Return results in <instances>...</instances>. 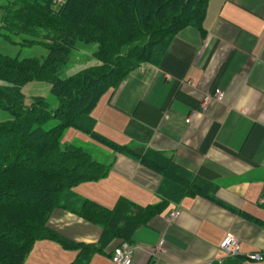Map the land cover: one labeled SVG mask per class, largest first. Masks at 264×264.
<instances>
[{"label": "crops", "instance_id": "1", "mask_svg": "<svg viewBox=\"0 0 264 264\" xmlns=\"http://www.w3.org/2000/svg\"><path fill=\"white\" fill-rule=\"evenodd\" d=\"M216 89L224 91L223 102L212 100L204 110L205 96ZM100 102L94 117L97 128L110 129L101 130L104 136L141 153L149 148L168 153L180 168L214 183L227 205L205 196L177 198L170 187L159 193L162 175L107 146L106 156H94L111 163L109 174L77 185H94L88 194L80 191L87 199L112 208L121 197L141 206L169 197L132 234V264H264V0H209L201 25L182 28L160 64H142ZM177 208L180 216L168 222ZM50 226L85 244H98L103 233L101 226L63 209L53 212ZM229 231L240 240L235 257H226L220 247ZM122 240H104V250L89 264H112ZM38 242L40 254L45 247L57 252L39 255V264H69L79 253L54 240L34 245ZM255 253L262 257L252 258Z\"/></svg>", "mask_w": 264, "mask_h": 264}, {"label": "trees", "instance_id": "2", "mask_svg": "<svg viewBox=\"0 0 264 264\" xmlns=\"http://www.w3.org/2000/svg\"><path fill=\"white\" fill-rule=\"evenodd\" d=\"M53 1L24 0L19 8H6L2 17V29L32 36L21 43H41L48 53L44 61L0 54V79L6 80L0 85V108L15 116L0 123V264H25L35 242L43 239L79 250L69 264H89L95 252L104 250V240L130 241L168 202L169 197L164 196L159 205L141 206L121 197L109 208L77 195L75 186L105 178L111 163L98 160L82 144L62 145L63 131L69 127L162 175L159 193L170 187L177 198L205 196L227 206L216 196L214 183L180 168L164 151L149 148L141 153L114 142L96 131L97 120L91 115L101 97L116 89L133 70L145 63L160 64L182 28L200 26L209 0ZM79 42L97 44L94 56L99 63L63 78L60 72ZM33 80L51 84L56 105L44 96L26 104L21 86ZM56 209L101 226L98 244L61 236L50 226Z\"/></svg>", "mask_w": 264, "mask_h": 264}, {"label": "rangeland", "instance_id": "3", "mask_svg": "<svg viewBox=\"0 0 264 264\" xmlns=\"http://www.w3.org/2000/svg\"><path fill=\"white\" fill-rule=\"evenodd\" d=\"M23 4H24V0H0V54L8 56L10 58H19L20 60L33 57L40 59V61H44L45 57L47 56L48 50L45 48L43 44L41 43L23 44L21 42H23L24 39H33V37L23 33L21 34L9 33L8 31L1 28L2 17L5 13L6 8L7 9L11 7L19 8ZM42 33H45L44 30ZM6 35L7 36L10 35L11 39L9 38V36L7 38ZM97 50H98L97 44H85L79 42L77 45V49L73 51V54L70 57L68 63L63 67L62 71L60 72V76L66 78L85 67L99 63L98 59L94 56ZM5 83L6 80L0 79V85H4ZM21 90L24 93L26 104H30L33 98L36 96H44L49 98L50 103L53 105H56L58 102L57 99L52 96L51 84L47 81L33 80L21 86ZM100 101L97 103V105L93 108L91 112V115L93 117L98 115L99 111L101 110L102 104ZM110 112L106 111L105 114V118L109 122H111V119L113 118ZM14 118L15 116L12 113V111L4 108H0V123L12 121L14 120ZM186 121L188 123H191L188 120ZM101 130H110V129H108V127L104 124L98 126L97 128V124H96V131L103 134ZM72 142L86 146L88 149L92 150V153L97 157L99 156L104 157L109 151L107 146L100 143L95 138H92L87 133L79 131L76 128L69 127L63 131L61 137V143L63 145ZM135 149L139 151L137 148ZM139 149L141 151L143 150L142 148ZM88 185L91 186H86L84 184H81V186L75 187L73 191L80 193L79 196L83 198H87L85 194H88L87 192L89 191V187L91 190L94 188V185L92 184H88ZM98 190L99 188L97 187L96 191ZM80 191L84 192L85 194L81 193ZM39 245L40 243L38 242L36 246L34 245L32 250L30 251L28 255L29 259L27 261V264H39L40 262H42L43 260H40L39 255H49L48 257H50V255H57V252H53V254H51L52 248L50 247L48 248L45 247L44 253L40 254Z\"/></svg>", "mask_w": 264, "mask_h": 264}, {"label": "built area", "instance_id": "4", "mask_svg": "<svg viewBox=\"0 0 264 264\" xmlns=\"http://www.w3.org/2000/svg\"><path fill=\"white\" fill-rule=\"evenodd\" d=\"M64 0H54V4H58L63 2ZM224 91L221 89H216L213 94H208L205 96L203 108L206 109V106L212 101L216 100L218 102H223L224 99ZM195 117V113H192L190 117H188V121H191ZM181 210L179 208L171 211L167 216L168 222L175 221L180 216ZM163 241H160L159 245L162 246ZM221 251L224 253L226 257H235L240 254V240L233 232H227L224 239L221 242ZM135 254V248L131 244L130 241L123 239L114 249L112 254V264H132L133 257ZM252 258H261V254H253L251 255ZM218 262H222L221 260L218 261H204L199 262L196 264H215Z\"/></svg>", "mask_w": 264, "mask_h": 264}]
</instances>
